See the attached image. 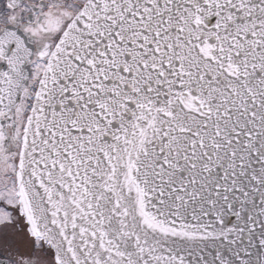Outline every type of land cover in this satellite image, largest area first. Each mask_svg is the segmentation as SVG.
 Masks as SVG:
<instances>
[{
	"label": "snow or ice",
	"instance_id": "1",
	"mask_svg": "<svg viewBox=\"0 0 264 264\" xmlns=\"http://www.w3.org/2000/svg\"><path fill=\"white\" fill-rule=\"evenodd\" d=\"M0 264H264V0H0Z\"/></svg>",
	"mask_w": 264,
	"mask_h": 264
}]
</instances>
